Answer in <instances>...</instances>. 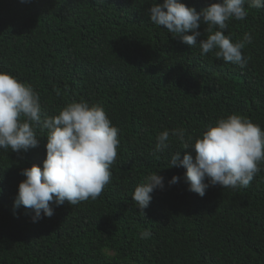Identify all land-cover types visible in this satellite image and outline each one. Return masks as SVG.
Instances as JSON below:
<instances>
[{
  "label": "trees",
  "instance_id": "trees-1",
  "mask_svg": "<svg viewBox=\"0 0 264 264\" xmlns=\"http://www.w3.org/2000/svg\"><path fill=\"white\" fill-rule=\"evenodd\" d=\"M164 2L0 0V73L33 87L42 120L72 103L99 104L120 139L102 196L52 204L53 217L39 222L15 204L21 173L43 169L49 131L37 127L39 147L26 153L0 149V264H264V162L250 187H209L203 198L189 191L186 168H170L177 152L195 158V143L220 119L240 115L264 130V8L246 0L247 18L227 22L233 43L252 36L242 68L152 24L150 8ZM178 2L203 12L220 0ZM177 130L193 148L171 136L157 151L159 135ZM152 174L165 187L144 216L132 197Z\"/></svg>",
  "mask_w": 264,
  "mask_h": 264
},
{
  "label": "clouds",
  "instance_id": "clouds-1",
  "mask_svg": "<svg viewBox=\"0 0 264 264\" xmlns=\"http://www.w3.org/2000/svg\"><path fill=\"white\" fill-rule=\"evenodd\" d=\"M30 2L21 0V3ZM245 4L246 0H220L197 12L178 0H165L152 6L149 16L152 24L182 38L191 48L199 44L203 55L218 50V59L243 68L247 61L242 50L253 42L252 36L246 35L243 42L233 43L225 31L227 22L233 18L239 21L247 18ZM250 7L264 8V0H251ZM202 24L208 26L209 35L198 42ZM40 126L49 131L47 159L43 169L37 165L21 173L26 179L19 186L15 204L17 209L23 206L34 211L33 222H39L45 215L53 217L52 204L63 206L67 202L74 207L100 198L111 183L110 169L118 159L120 147L119 129L113 126L101 105L72 103L58 116L42 120L40 97L33 87L11 74L0 73V149L10 148L20 154L39 147L36 128ZM171 136L179 137L185 151L193 148L185 142L183 131H164L158 137L157 151L169 148ZM194 149L195 158L188 154L181 161L177 152L170 167L187 169L185 182L190 185L189 191L203 198L209 187L248 188L264 162V130L251 119L234 114L220 119L197 140ZM206 179L210 185L205 183ZM179 182L177 176L170 185ZM164 187V177L152 174L135 190L132 198L142 215L146 216L154 191ZM150 235L144 232L142 239Z\"/></svg>",
  "mask_w": 264,
  "mask_h": 264
}]
</instances>
